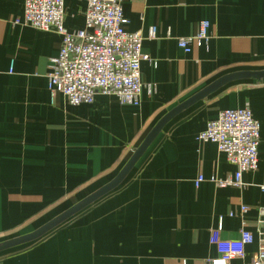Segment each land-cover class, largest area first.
Masks as SVG:
<instances>
[{
    "label": "crops",
    "instance_id": "crops-1",
    "mask_svg": "<svg viewBox=\"0 0 264 264\" xmlns=\"http://www.w3.org/2000/svg\"><path fill=\"white\" fill-rule=\"evenodd\" d=\"M65 26H85L86 2L64 0ZM126 30L145 37L141 104L98 93L72 105L48 88L62 36L16 23L25 0H0V243L31 233L112 181L153 127L218 79L264 70V0H122ZM208 20L209 40L189 50L178 38ZM152 26L156 38H149ZM154 84L149 92L147 85ZM248 107L260 123L259 166L243 185L219 187L236 166L207 123ZM206 180L196 186V179ZM264 77L228 82L176 113L125 180L37 240L0 252V264H210L212 242L254 234L264 208ZM248 206L241 214V206ZM231 212L236 215L230 216ZM243 260H234L238 264Z\"/></svg>",
    "mask_w": 264,
    "mask_h": 264
},
{
    "label": "built area",
    "instance_id": "built-area-1",
    "mask_svg": "<svg viewBox=\"0 0 264 264\" xmlns=\"http://www.w3.org/2000/svg\"><path fill=\"white\" fill-rule=\"evenodd\" d=\"M85 26L69 30L65 26L64 0H25L22 18L16 23L43 31H55L62 36L58 56L51 59L48 88L54 99L61 94L72 105L91 104L98 93L115 95L124 105L139 106L145 88L141 76V62L149 56L143 52L145 37L141 32L126 30L122 0H84ZM210 22L202 20L194 35L178 38V45L189 50L194 42L209 40ZM158 29L152 26L149 38H156ZM149 92L154 84L147 85ZM200 142H213L228 162L236 166L233 178L210 179L219 187L243 185V175L259 166L260 123L251 110L229 108L219 112L198 135ZM206 178L199 175L196 186ZM264 189V186H263ZM248 206H241L244 214ZM259 246L250 261H244L246 246L254 242V234L242 228L239 238L223 239L222 225L214 230L212 242L219 256L210 264H264V208L260 210ZM236 215L231 212L230 216Z\"/></svg>",
    "mask_w": 264,
    "mask_h": 264
},
{
    "label": "water",
    "instance_id": "water-1",
    "mask_svg": "<svg viewBox=\"0 0 264 264\" xmlns=\"http://www.w3.org/2000/svg\"><path fill=\"white\" fill-rule=\"evenodd\" d=\"M264 77V70L262 71H240L236 73H232L229 75H226L217 81L213 82L212 84L208 85L206 88H204L202 91L188 99L187 101L179 104L172 110H170L150 131V133L146 136L144 141L141 143V145L134 151L133 155L131 158L128 160L126 165L122 168V170L117 174V176L107 183L105 186L102 188L98 189L88 197L84 198L82 201L79 203L75 204L53 220L49 221L42 227L38 228L37 230L21 235L9 240H6L2 243H0V252L20 246L23 244H26L28 242L37 240L38 238L42 237L44 234L49 232L50 230L54 229L67 219L71 218L84 208L88 207L90 204L101 198L102 196L106 195L107 193L111 192L114 190L116 187H118L124 180L125 178L129 175V173L132 171L134 166L138 163V161L142 158V156L145 154L147 149L150 147V145L153 143L159 132L162 130L164 125L176 114L178 113L181 109L189 105L190 103H193L197 100H200L204 98L206 95L212 93L213 91H216L219 89L221 86L227 84L228 82L234 81V80H239V79H247V78H261Z\"/></svg>",
    "mask_w": 264,
    "mask_h": 264
}]
</instances>
